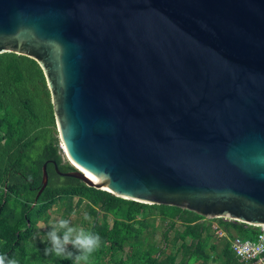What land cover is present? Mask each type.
<instances>
[{
    "label": "water",
    "instance_id": "obj_1",
    "mask_svg": "<svg viewBox=\"0 0 264 264\" xmlns=\"http://www.w3.org/2000/svg\"><path fill=\"white\" fill-rule=\"evenodd\" d=\"M3 53L42 70L75 169L45 162L35 202L51 163L124 200L264 225V0H0Z\"/></svg>",
    "mask_w": 264,
    "mask_h": 264
},
{
    "label": "trees",
    "instance_id": "obj_2",
    "mask_svg": "<svg viewBox=\"0 0 264 264\" xmlns=\"http://www.w3.org/2000/svg\"><path fill=\"white\" fill-rule=\"evenodd\" d=\"M48 161H54L59 172L75 171L63 160L43 72L29 57L0 54V254L19 264H72L44 255L46 243L33 240L39 223L46 234L49 213L61 204L62 218L82 206L92 217L85 228L99 234L101 245L91 264H248L232 251L230 240L254 241L259 228L124 200L59 176L51 163L46 167L47 185L35 202L42 165ZM157 220L167 222L160 245L151 239Z\"/></svg>",
    "mask_w": 264,
    "mask_h": 264
},
{
    "label": "clouds",
    "instance_id": "obj_3",
    "mask_svg": "<svg viewBox=\"0 0 264 264\" xmlns=\"http://www.w3.org/2000/svg\"><path fill=\"white\" fill-rule=\"evenodd\" d=\"M84 221L92 217L83 213ZM48 231L41 240L46 243L44 255L71 260L72 264H91L93 254L100 248L99 234L83 226H74L69 219L53 217L48 221ZM0 264H19L17 259L0 254Z\"/></svg>",
    "mask_w": 264,
    "mask_h": 264
},
{
    "label": "built area",
    "instance_id": "obj_4",
    "mask_svg": "<svg viewBox=\"0 0 264 264\" xmlns=\"http://www.w3.org/2000/svg\"><path fill=\"white\" fill-rule=\"evenodd\" d=\"M257 228H259V234L254 241L239 237L230 240L232 251L248 264H264V225L257 226ZM213 229H216V226H213ZM218 234L225 236L221 232Z\"/></svg>",
    "mask_w": 264,
    "mask_h": 264
},
{
    "label": "rangeland",
    "instance_id": "obj_5",
    "mask_svg": "<svg viewBox=\"0 0 264 264\" xmlns=\"http://www.w3.org/2000/svg\"><path fill=\"white\" fill-rule=\"evenodd\" d=\"M61 149H62V155H63V160L64 161H67L69 164V160L67 159L65 153L63 152V147H62V144H61ZM86 212L84 207H80L78 210H76L75 213H73L71 216L67 217V219L70 220V222L72 223V225L74 226H83L85 227L87 225V221H84L83 220V213ZM50 219L51 220L53 217H56V218H62V215H63V206H57V207H54L51 211H50ZM101 217L102 215L99 214V220L101 221ZM108 222L111 224L112 221L111 219L109 218L108 219ZM214 226H215V222H213ZM154 225H155V231H154V234H152L151 236V239L157 244V245H160V237H161V233L166 229L167 227V222H161L159 220L155 221L154 222ZM45 229V226L43 223H39L38 224V227H37V232H38V235H37V238L34 237L33 240L35 241H41L45 238V233L43 232V230ZM210 264H219L218 262H215V263H210Z\"/></svg>",
    "mask_w": 264,
    "mask_h": 264
},
{
    "label": "bare ground",
    "instance_id": "obj_6",
    "mask_svg": "<svg viewBox=\"0 0 264 264\" xmlns=\"http://www.w3.org/2000/svg\"><path fill=\"white\" fill-rule=\"evenodd\" d=\"M79 170H81L80 168H78ZM82 171V170H81ZM89 178H91L94 182H97L95 179H93L89 174L85 173ZM103 188V186H102Z\"/></svg>",
    "mask_w": 264,
    "mask_h": 264
}]
</instances>
